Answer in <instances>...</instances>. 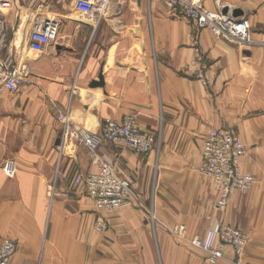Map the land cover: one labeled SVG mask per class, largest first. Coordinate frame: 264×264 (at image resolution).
Listing matches in <instances>:
<instances>
[{
  "label": "crops",
  "instance_id": "1",
  "mask_svg": "<svg viewBox=\"0 0 264 264\" xmlns=\"http://www.w3.org/2000/svg\"><path fill=\"white\" fill-rule=\"evenodd\" d=\"M215 1L205 0L207 8L216 10ZM221 1L225 14L250 22L252 43L218 39L175 18L163 0H114L105 19L85 25H71L75 9L62 11L71 3L55 4L52 12L69 25L34 53L21 15L27 3L15 0L6 54L27 60L31 84L0 93V245L16 244L14 264H212L190 242L219 218L249 243L240 256L227 248L214 264H264V0ZM61 114L92 132L136 115L158 137L147 156L123 144L99 150L142 206L98 212L75 184L96 167L84 145H58ZM213 129L241 138L242 170L257 179L251 191L231 196L223 214L199 172L202 140ZM100 219L105 233L94 229ZM179 225L187 228L183 238L171 233Z\"/></svg>",
  "mask_w": 264,
  "mask_h": 264
},
{
  "label": "built area",
  "instance_id": "2",
  "mask_svg": "<svg viewBox=\"0 0 264 264\" xmlns=\"http://www.w3.org/2000/svg\"><path fill=\"white\" fill-rule=\"evenodd\" d=\"M27 8L22 9V17L29 23V48L40 53L46 47L57 43L61 22L47 14L55 4L64 6L71 3L74 9L83 16L84 21L98 23L105 19L114 0H22ZM15 0H0V93L8 91L19 93L23 86L31 84L30 67L25 59H18L13 53L6 54L11 48L7 30L8 11L13 9ZM171 14L177 19L191 22L198 29H208L216 38L237 44L252 43L250 22L225 14L226 8L221 0H216V10L207 8L205 0H163ZM24 11V12H23ZM120 23V22H119ZM201 59L194 62L205 72L207 67ZM205 85L208 82L203 81ZM58 121L63 124L61 143L84 145L96 167V171L86 176L77 177L75 184L84 190L87 198L92 200L98 212H114L128 206H142L135 195L132 184L119 175L113 158L100 153V148L107 145L123 144L133 152L147 156L159 148L156 135L144 131L137 124V116L130 115L122 120L105 121L98 132H92L74 124L69 114H61ZM202 162L199 172L209 179L217 192L215 209L223 214L231 196L236 193H247L253 189L257 179L245 173L241 161L247 154V148L239 136L232 131L213 129L202 140ZM7 173H14L13 164L6 167ZM97 233H105L109 226L104 220L95 224ZM187 228L179 225L171 233L183 238ZM192 246L208 254V260L214 264L224 257L225 250L232 248L240 256L249 243V235L241 228L225 223L222 218L216 219L203 236H195ZM16 244L6 240L0 245V264H14L12 258Z\"/></svg>",
  "mask_w": 264,
  "mask_h": 264
},
{
  "label": "rangeland",
  "instance_id": "3",
  "mask_svg": "<svg viewBox=\"0 0 264 264\" xmlns=\"http://www.w3.org/2000/svg\"><path fill=\"white\" fill-rule=\"evenodd\" d=\"M74 10V7H72V6H68V7H66L65 9H63L62 8V11L63 12H70L71 10ZM111 10H112V8H110V10H109V12H111ZM54 13H58V12H50V13H48L47 15L48 16H51V17H55L57 20H59L60 22H61V27H63V26H65V25H69V24H67V21H66V19L65 18H63V17H61V15H59V13L58 14H54ZM88 22H86V21H84V19H83V16L82 15H77V17H76V22L74 23V24H71V25H85V24H87ZM191 246H192V244H191ZM192 247H194V246H192ZM194 248H196V247H194ZM198 249V248H197ZM201 250V249H200ZM204 252V251H203Z\"/></svg>",
  "mask_w": 264,
  "mask_h": 264
},
{
  "label": "water",
  "instance_id": "4",
  "mask_svg": "<svg viewBox=\"0 0 264 264\" xmlns=\"http://www.w3.org/2000/svg\"><path fill=\"white\" fill-rule=\"evenodd\" d=\"M224 13H226V12L224 11ZM99 86H102V83H100ZM59 144H61V139L58 140V145Z\"/></svg>",
  "mask_w": 264,
  "mask_h": 264
}]
</instances>
